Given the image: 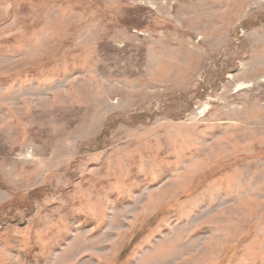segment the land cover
Instances as JSON below:
<instances>
[{"label": "rangeland", "instance_id": "obj_1", "mask_svg": "<svg viewBox=\"0 0 264 264\" xmlns=\"http://www.w3.org/2000/svg\"><path fill=\"white\" fill-rule=\"evenodd\" d=\"M0 264H264V0H0Z\"/></svg>", "mask_w": 264, "mask_h": 264}]
</instances>
